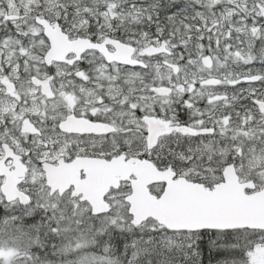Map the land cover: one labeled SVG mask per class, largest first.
Returning <instances> with one entry per match:
<instances>
[{"label":"snow or ice","instance_id":"obj_1","mask_svg":"<svg viewBox=\"0 0 264 264\" xmlns=\"http://www.w3.org/2000/svg\"><path fill=\"white\" fill-rule=\"evenodd\" d=\"M0 264H264V0H0Z\"/></svg>","mask_w":264,"mask_h":264}]
</instances>
